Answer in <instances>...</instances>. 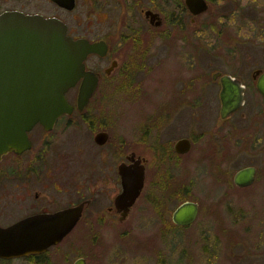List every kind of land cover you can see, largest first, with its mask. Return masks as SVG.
<instances>
[{
	"label": "flooded vegetation",
	"instance_id": "1",
	"mask_svg": "<svg viewBox=\"0 0 264 264\" xmlns=\"http://www.w3.org/2000/svg\"><path fill=\"white\" fill-rule=\"evenodd\" d=\"M195 1L198 0H190L192 4L187 0H73L72 7L68 8L46 0L56 10L74 13L73 18L96 20L97 26L92 30L96 36L79 31V22L71 23L66 16L56 12L44 15L26 10L23 5L0 9V12L16 9L56 17L66 25V32L72 38L106 43L105 51L89 52L84 61L85 69L97 77V86L87 104L83 108L76 106L81 77L65 93L73 105L69 111L58 115L52 123L35 122L26 131L27 145L18 150L10 149L0 157V264H93L89 253L93 251L88 248L85 252L83 238H97L99 227L124 224L142 195L153 208L158 207L151 189L160 193L165 188L177 189L175 176L164 173L160 157V160L152 159L127 146L124 139V143L118 139L114 129V107L112 111L109 107L89 105L104 84L110 89V95L121 89L125 97L131 95L135 99H146L152 92L167 99V89H171L172 81L181 84V87L172 89L167 100H161L157 121L154 122L151 116L144 122L141 144L146 147L147 133L149 136L155 129L158 142L152 141L150 145L158 147L162 144L158 133L163 116L170 118V115L185 111L190 115L195 113L193 55L199 30L218 32L222 49L236 53L235 56L243 48L253 51L251 61L249 56L246 60L238 56L225 59L234 69H214L208 76L210 81L218 84L220 108L223 77L232 79L229 82L232 87L238 85L242 97L240 106L231 115L220 116L221 119H229L237 112L241 119H245L247 109L252 108L251 123L248 127L241 126L237 139L244 143L251 137L253 151L262 155L263 165H244L255 169L250 185L258 179L264 182V0H202V5H196ZM201 6L203 9L196 11ZM180 47L188 48L190 54L188 75L185 76L184 67H173L172 76L163 74L169 70L164 52L167 56H174ZM163 75L166 80L162 79ZM164 82L171 85L164 88ZM72 88L76 89L71 96L74 101L67 95ZM156 88L158 90H154ZM182 138L190 144L183 153L174 148V143ZM192 138L191 134L179 136L169 145L172 143L174 152L184 155L192 147ZM166 150L171 152L168 148ZM121 165L143 169L142 188L126 212L116 204V197L123 188L119 172ZM250 185L235 184L240 189ZM184 200L187 199L180 202ZM76 206H80L79 217L59 241L45 244L32 240L48 238L41 235L38 228L50 223L58 213ZM172 212L171 223L181 227L173 221ZM198 214L199 204L196 217ZM12 226L21 228L19 234L6 233V229ZM28 227L35 228L34 234L26 233Z\"/></svg>",
	"mask_w": 264,
	"mask_h": 264
},
{
	"label": "rangeland",
	"instance_id": "2",
	"mask_svg": "<svg viewBox=\"0 0 264 264\" xmlns=\"http://www.w3.org/2000/svg\"><path fill=\"white\" fill-rule=\"evenodd\" d=\"M21 5L44 15L56 12L66 16L71 23L79 22V31L96 36L92 32L97 26L96 20L73 18L74 13L56 10L46 0H0V9ZM165 54L169 70L163 74L171 75L173 67H184L185 76L188 75V48L180 47L174 56ZM235 54L222 49L218 32L197 31L193 55L195 113L190 115L185 111L170 115V118L163 116L158 133L162 144L158 147L150 145L157 141L155 129L149 136L147 133L146 149L140 138L144 135L146 118L152 116L155 122L160 117L157 110L164 97L152 92L146 99H135L131 95L125 97L121 89L110 95L106 84L99 88L89 107H109L111 110L114 107V129L118 139L122 143L124 139L127 146L152 159L161 158L164 173H173L177 189L165 188L163 193L151 189L158 207L153 208L142 195L124 224L99 227L97 238H83L85 252L88 248L93 251L89 252L93 264H264V182L258 179L240 189L232 181L234 172L242 166L263 165L262 155L253 151L251 137L244 143L237 139L241 126L248 127L251 123V99L245 119L237 112L223 120L219 114L218 84L209 78L211 70L234 69L225 59L238 56L246 60L249 56L251 61L253 51L243 48ZM162 84L164 88L172 84L171 89H167L168 98L173 88L181 87L173 81ZM75 90L72 88L67 93L71 101H74L71 96ZM187 134L193 137L192 147L186 154L178 155L169 143ZM166 148L173 155L166 152ZM183 199L196 201L199 214L189 226L176 227L171 223V212Z\"/></svg>",
	"mask_w": 264,
	"mask_h": 264
},
{
	"label": "water",
	"instance_id": "3",
	"mask_svg": "<svg viewBox=\"0 0 264 264\" xmlns=\"http://www.w3.org/2000/svg\"><path fill=\"white\" fill-rule=\"evenodd\" d=\"M59 5L72 7L73 0H53ZM192 4L190 0H187ZM202 5L203 1L194 2ZM193 3V4H194ZM203 9L198 8L196 11ZM104 41L90 42L86 38H72L66 33V25L56 17L40 13H24L11 9L0 12V157L10 149L27 145L26 131L37 121L52 123L56 117L71 109L66 91L79 84L76 106L83 108L97 86L95 74L85 69L89 52H103ZM220 116L231 115L242 103L238 85L232 87L230 77L221 79ZM185 138L174 143L178 152L189 149ZM254 167L239 168L233 181L238 186L250 185L254 179ZM122 191L116 204L129 210L143 185V169L120 166ZM198 203L187 199L180 202L172 212L178 225L191 224L197 215ZM80 214V206L58 213L50 223L40 226V234L48 238H31L36 243H54L67 233ZM27 234H34L28 227ZM21 228L6 229L9 235H17ZM36 234V233H35Z\"/></svg>",
	"mask_w": 264,
	"mask_h": 264
}]
</instances>
